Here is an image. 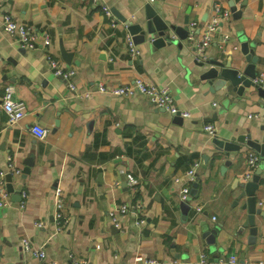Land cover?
I'll use <instances>...</instances> for the list:
<instances>
[{"label":"crops","instance_id":"1","mask_svg":"<svg viewBox=\"0 0 264 264\" xmlns=\"http://www.w3.org/2000/svg\"><path fill=\"white\" fill-rule=\"evenodd\" d=\"M100 1L118 12L114 22L92 0H0V198L2 189L9 192L7 204L0 206V264H73V258L87 264H143L138 256L164 264L180 256L183 264H200L203 252L210 264H264V216L256 214L255 241L250 227L241 229L248 210L243 208L246 197H239L240 174L247 170V152L255 149L242 144L239 151L227 152L214 142L245 133L264 140V103L256 95L248 99L226 89L212 92L201 78L209 65L198 67L194 53L212 4L219 2L231 16L205 61L239 62L243 69L249 63L241 49L246 40L258 58L257 76L264 73V0H156L152 3L161 6L165 20L188 26V39L173 32L177 42L172 45L137 44L138 56L129 51L132 35L122 18L139 21L151 1ZM232 6L241 14L234 17ZM4 12L34 25L41 36L47 33L49 44L21 47L3 29ZM224 34L228 40L221 45ZM52 59L75 71L70 81L55 74ZM135 78L169 86L176 104L191 116L179 121L143 94L127 98L98 90L101 83L117 86ZM8 84L28 110L14 124L1 104ZM207 122L216 126L214 136L203 129ZM34 124L49 129L46 137L32 132ZM10 160L21 170L11 182L20 195L8 190ZM28 161L32 165L25 172ZM194 162L200 163L198 191L185 213L175 177ZM256 171L261 175L257 206L264 211V160ZM129 174L137 180L134 187ZM57 188L67 219L62 230L55 220ZM137 201L143 205V223L133 214L122 227L112 223L110 209ZM38 221L43 225L37 226ZM208 229H217L213 244L204 235ZM24 238L43 246L46 256L24 252Z\"/></svg>","mask_w":264,"mask_h":264},{"label":"built area","instance_id":"2","mask_svg":"<svg viewBox=\"0 0 264 264\" xmlns=\"http://www.w3.org/2000/svg\"><path fill=\"white\" fill-rule=\"evenodd\" d=\"M154 2L156 0H149ZM93 7L100 6L107 17L111 18L113 22L115 21V15L113 9L102 4L100 0H92ZM231 16V11L228 7L223 6L219 2H214L211 7V14L208 19L203 24V32L200 38L194 42V53L197 60L207 59V50L214 42L215 36L220 32L222 23ZM195 25V22H193ZM2 26L3 29L9 34L15 36L19 45L23 48H37L41 44L47 45L50 42V36L47 33H43L42 36L39 34L34 25L18 21L12 13L4 12L2 14ZM193 40V37H189ZM42 39V42H41ZM228 40V35L224 34L221 40V45H224ZM129 51L132 56H138L140 50L137 44L134 43L131 37L128 39ZM0 59L2 57L0 56ZM54 72L56 75L66 78L68 81L75 74L73 69L63 67L57 60H51ZM254 82L258 84H264V73L256 76ZM69 87L76 91L77 86L73 82H69ZM98 90L115 96L132 98L138 94L145 95L148 100L154 104L156 107L161 108L170 112L173 115L179 114L182 117H190L191 112L180 108L172 95L169 86H159L157 84L148 83L141 78H135L133 81L126 82L117 86H108L104 83L98 85ZM15 88L13 85L8 84L5 87V92L1 98V104L3 109L8 114L9 123L14 124L22 120L27 115V104L24 100L14 98ZM83 95H90L89 92L83 93ZM215 104V103H214ZM250 117L254 115L250 114ZM203 129L210 135L214 136L216 134V126L212 122H207L203 125ZM32 132L40 139L46 137L49 132L47 127L41 126L39 124H34L31 128ZM247 160V170L240 174L241 180L245 183L250 180L253 176L255 168L258 166L259 162L262 160V154L256 150H249L246 155ZM199 162H194L188 170H186L182 175L175 177V182L181 184L180 198L182 201H188L191 196V188L194 182L197 181V168L199 167ZM8 172L13 174L21 173V170L16 167L12 160L8 162ZM128 181L131 187L137 184V180L132 176L128 175ZM3 196L0 198V206L7 204L9 199V192L4 188L2 189ZM23 197H26V192L22 193ZM55 220L58 223V230H62L64 225L67 223L66 216L63 213L64 200L62 196V189L57 188L55 191ZM25 202L21 205L23 208ZM142 203L137 201L133 205H128L127 203H122L109 210L108 215L112 223L118 227H122L124 224V219L129 214L135 215L137 218L136 222L143 223L144 220L141 218ZM200 211V208H198ZM37 226H42V222H36ZM22 247L24 252L32 254L34 256L44 258L46 252L44 247H37L28 238L22 240ZM137 262L143 264H164V262L158 258L138 256L136 258ZM232 262H236V257L231 258ZM85 260L73 258V264H87ZM172 264H183L180 259H172ZM200 264H210L208 257L205 252L201 254Z\"/></svg>","mask_w":264,"mask_h":264},{"label":"water","instance_id":"3","mask_svg":"<svg viewBox=\"0 0 264 264\" xmlns=\"http://www.w3.org/2000/svg\"><path fill=\"white\" fill-rule=\"evenodd\" d=\"M232 12L234 13V17L241 14V10H238L235 6H232ZM115 13L118 14L116 11ZM122 20L126 21L128 30L130 35H132L135 44L147 43L153 47L172 45L174 42H177L172 36L173 32L178 35L180 39H188V26H177L165 20L162 16L161 6L158 3L148 2L146 4L145 16L139 21H131L124 18H122ZM188 22L189 20H186L185 23L188 24ZM178 45L181 46V42H178ZM241 49L242 53L246 56L247 61H249L243 69H241V64L239 62H237L236 66H232L231 62L224 64L215 59H211L210 61L196 60L195 63L200 68L209 65L208 68L201 73V78L209 82L210 90L212 92L219 89H226L229 94L238 97H247L248 99H253L256 95L259 97L257 101L263 104L264 87L262 84L254 82V78L257 76L255 67L258 58L251 55L254 50L250 48V45L246 40L242 42ZM175 116L179 121L182 120V117L179 114H176ZM214 142L218 149L227 152L239 151L241 145L245 144L260 152L262 154V160H264V140L261 141L252 138V135L249 133L239 134L230 140L216 137ZM229 163L230 162L227 161L225 164L228 165ZM27 165L28 166L24 169L25 172L30 170L32 162L28 161ZM260 177V171H256L250 180L240 185L242 186V191L240 192L239 197H246V202L243 204V208L248 210V216L241 229L250 227V239L252 241L256 240L259 231V227L256 225V214L264 216V211L257 206L256 191L259 187ZM7 180L9 182L8 190L20 195L21 192L15 191L11 185L12 175L10 173L7 175ZM197 191L198 185L197 182H194L191 188V196L195 195ZM189 200L182 201L181 203V207L185 213H187L190 208ZM216 233L217 229L205 230L204 235L207 237L209 243L213 244L215 242ZM177 258H180V256H177Z\"/></svg>","mask_w":264,"mask_h":264}]
</instances>
